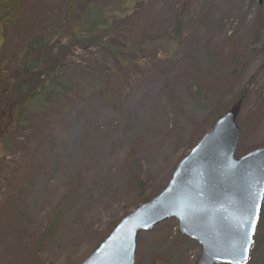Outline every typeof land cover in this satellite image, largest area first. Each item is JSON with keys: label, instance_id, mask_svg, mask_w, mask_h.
Returning a JSON list of instances; mask_svg holds the SVG:
<instances>
[{"label": "rangeland", "instance_id": "obj_1", "mask_svg": "<svg viewBox=\"0 0 264 264\" xmlns=\"http://www.w3.org/2000/svg\"><path fill=\"white\" fill-rule=\"evenodd\" d=\"M27 1L30 13L17 30L0 19L3 64L21 51L32 25L66 0ZM183 1L157 0L145 36L173 31ZM191 22L179 62L134 85L116 107L93 96L43 141L42 151L27 155V164L0 166V264H81L109 225L135 209L137 175L128 159L134 156L148 193L158 195L191 145L212 129L209 116L242 94L237 156L264 147V2L204 0ZM2 102L0 95V112ZM5 157L0 143V163ZM68 197L58 229L47 235ZM200 254L169 220L139 234L135 264H197ZM248 264H264V202Z\"/></svg>", "mask_w": 264, "mask_h": 264}, {"label": "trees", "instance_id": "obj_2", "mask_svg": "<svg viewBox=\"0 0 264 264\" xmlns=\"http://www.w3.org/2000/svg\"><path fill=\"white\" fill-rule=\"evenodd\" d=\"M156 2L66 0L32 25L21 51L8 63L0 62V95L4 101L0 143L6 154L0 166L5 161L16 164L15 169L17 162L27 164V155L42 151L47 144L43 141L49 140L67 117L93 96L99 95L116 107L134 85L180 61L187 38L193 32L191 20L204 0H184L186 5L173 31L159 38H148L146 25ZM27 4V0H0V19L5 27L12 32L18 29L23 17L30 13L25 9ZM195 93L203 95L198 86ZM245 95L232 103L244 101ZM228 110L226 107L217 112L212 121L209 116L210 129ZM135 161L131 156L127 166L137 175L134 184L137 203L133 209L156 196L148 193L147 184L140 177L141 167ZM69 199L56 208L46 228L47 235L58 229ZM122 218L109 225L93 251Z\"/></svg>", "mask_w": 264, "mask_h": 264}, {"label": "water", "instance_id": "obj_3", "mask_svg": "<svg viewBox=\"0 0 264 264\" xmlns=\"http://www.w3.org/2000/svg\"><path fill=\"white\" fill-rule=\"evenodd\" d=\"M242 104L232 105L165 189L121 219L81 264H135L139 234L169 220L201 247L197 264H248L264 202V147L237 157Z\"/></svg>", "mask_w": 264, "mask_h": 264}, {"label": "snow or ice", "instance_id": "obj_4", "mask_svg": "<svg viewBox=\"0 0 264 264\" xmlns=\"http://www.w3.org/2000/svg\"><path fill=\"white\" fill-rule=\"evenodd\" d=\"M253 227H254V225H253ZM245 251H247V250H245Z\"/></svg>", "mask_w": 264, "mask_h": 264}, {"label": "flooded vegetation", "instance_id": "obj_5", "mask_svg": "<svg viewBox=\"0 0 264 264\" xmlns=\"http://www.w3.org/2000/svg\"><path fill=\"white\" fill-rule=\"evenodd\" d=\"M3 42V41H2Z\"/></svg>", "mask_w": 264, "mask_h": 264}]
</instances>
